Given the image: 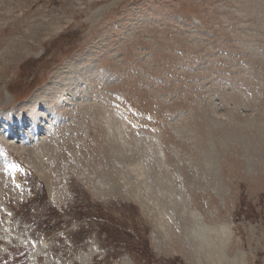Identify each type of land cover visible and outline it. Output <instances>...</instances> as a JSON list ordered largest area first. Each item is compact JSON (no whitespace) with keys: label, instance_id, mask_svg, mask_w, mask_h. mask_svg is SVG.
Segmentation results:
<instances>
[{"label":"rangeland","instance_id":"obj_1","mask_svg":"<svg viewBox=\"0 0 264 264\" xmlns=\"http://www.w3.org/2000/svg\"><path fill=\"white\" fill-rule=\"evenodd\" d=\"M0 137L26 264H196L189 211L264 264V0H0Z\"/></svg>","mask_w":264,"mask_h":264},{"label":"bare ground","instance_id":"obj_2","mask_svg":"<svg viewBox=\"0 0 264 264\" xmlns=\"http://www.w3.org/2000/svg\"><path fill=\"white\" fill-rule=\"evenodd\" d=\"M21 123L23 126L26 124L23 121H21ZM31 126L35 127V125H31ZM115 127H116L117 135H120L121 134L120 124L117 125L116 122ZM6 133L12 134L11 132H7V131ZM189 212L191 216L194 218V225L190 229V233H188L189 236L187 235L186 237L187 238L186 242L194 252L193 254L196 255V258L194 257V259H197V261L199 262L203 261L204 264L205 263L216 264L217 263L216 260H220L219 264H223L226 261L225 257L223 256V252H224L223 246L225 247V244L229 238L228 237L229 230H227V228L223 225L210 226L208 224L198 222L199 219L197 218V216L199 215H196L192 211ZM171 221L172 223H175V220H171ZM199 262H196V264L197 263L200 264ZM230 262L231 264H242L239 255H234L232 258H230Z\"/></svg>","mask_w":264,"mask_h":264}]
</instances>
